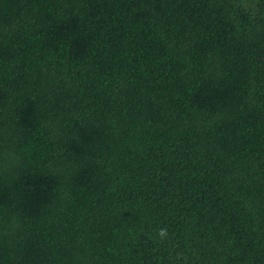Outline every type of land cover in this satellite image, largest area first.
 I'll return each mask as SVG.
<instances>
[{
	"label": "trees",
	"instance_id": "16d2710c",
	"mask_svg": "<svg viewBox=\"0 0 264 264\" xmlns=\"http://www.w3.org/2000/svg\"><path fill=\"white\" fill-rule=\"evenodd\" d=\"M0 264H264V0H0Z\"/></svg>",
	"mask_w": 264,
	"mask_h": 264
},
{
	"label": "clouds",
	"instance_id": "9594fccd",
	"mask_svg": "<svg viewBox=\"0 0 264 264\" xmlns=\"http://www.w3.org/2000/svg\"><path fill=\"white\" fill-rule=\"evenodd\" d=\"M167 234V229L166 228H161L159 229L157 236L161 239H163Z\"/></svg>",
	"mask_w": 264,
	"mask_h": 264
}]
</instances>
